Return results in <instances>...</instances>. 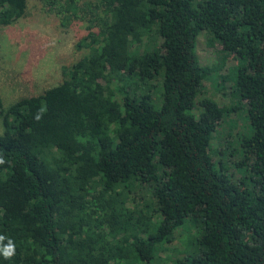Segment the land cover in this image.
Listing matches in <instances>:
<instances>
[{"label":"trees","instance_id":"1","mask_svg":"<svg viewBox=\"0 0 264 264\" xmlns=\"http://www.w3.org/2000/svg\"><path fill=\"white\" fill-rule=\"evenodd\" d=\"M43 2L85 22L84 52L42 93L0 99V235L15 244L0 264H264V0ZM25 7L0 0V27ZM201 31L234 62L223 103ZM233 113L242 129L218 152L236 178L209 147ZM176 231L184 253L160 257Z\"/></svg>","mask_w":264,"mask_h":264},{"label":"rangeland","instance_id":"2","mask_svg":"<svg viewBox=\"0 0 264 264\" xmlns=\"http://www.w3.org/2000/svg\"><path fill=\"white\" fill-rule=\"evenodd\" d=\"M85 32L84 21H72L66 27L62 26L58 16L47 9L43 0H26L23 15L0 27L2 105L7 106L20 97L38 95L44 89L58 84L62 79L61 68L69 66L83 54L84 51L76 48L75 43ZM218 48V43L204 31L198 34L195 47L198 61L203 66H212L214 70L212 76L205 81L206 94L218 103H223L227 97L225 87L229 84L227 68L234 62L228 59L220 63L216 52ZM237 123L234 113L227 116L217 132L213 133L209 145L211 158L216 160L222 157V164H227L226 172L233 178L238 176L230 165L235 156L221 155L218 150L224 145L233 148L235 130L237 127L242 129ZM183 233L175 232L173 240L165 246L164 253H159L160 257L172 252L178 257L182 256L184 250L180 241Z\"/></svg>","mask_w":264,"mask_h":264},{"label":"clouds","instance_id":"3","mask_svg":"<svg viewBox=\"0 0 264 264\" xmlns=\"http://www.w3.org/2000/svg\"><path fill=\"white\" fill-rule=\"evenodd\" d=\"M46 111V107H41L34 119L39 121L42 118V114ZM6 161L3 157H0V165L4 164ZM6 237L0 235V256L4 259H11L15 255V244L11 239H8L7 243H4Z\"/></svg>","mask_w":264,"mask_h":264}]
</instances>
